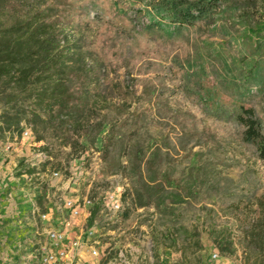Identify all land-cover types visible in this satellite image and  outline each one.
Returning <instances> with one entry per match:
<instances>
[{
    "label": "rangeland",
    "instance_id": "obj_1",
    "mask_svg": "<svg viewBox=\"0 0 264 264\" xmlns=\"http://www.w3.org/2000/svg\"><path fill=\"white\" fill-rule=\"evenodd\" d=\"M117 1L127 17L140 9L141 24L159 23V41L134 31L152 53L146 57L159 64L132 70L139 80L120 101L126 105L120 116L126 125L116 130L117 144L106 160L96 152L100 144L72 153L60 139L35 143L33 135L11 138L0 131V264H24L39 245L48 244L46 232L62 229L69 220L64 210L57 211L67 198L91 201L73 234L85 241V232L93 228L97 243L96 258L81 249L75 264H245L240 239L264 194V163L242 140L236 122H218L201 107L238 102L264 118V83L247 74L255 67V75L264 78V43L254 48L244 37L246 28L264 24V0L221 4L202 21L182 27L151 11L149 0ZM107 21L100 18L98 25ZM183 75L194 78L201 104L183 95ZM244 89L247 96L236 100ZM42 147L50 149L49 156ZM136 149L163 174L168 191L183 196L191 191L186 204L166 214L133 206L137 179L125 178L122 167L130 171ZM39 153L50 161L42 171ZM108 194L119 197L117 212L110 210ZM35 209L48 214L46 221Z\"/></svg>",
    "mask_w": 264,
    "mask_h": 264
},
{
    "label": "trees",
    "instance_id": "obj_2",
    "mask_svg": "<svg viewBox=\"0 0 264 264\" xmlns=\"http://www.w3.org/2000/svg\"><path fill=\"white\" fill-rule=\"evenodd\" d=\"M236 1L149 0L147 7L155 14L163 12L172 24L182 27L202 21L221 4ZM117 2L0 0L2 133H8L11 138L20 137L25 125L35 143L49 137L60 139L72 153L78 152L77 148L100 144L101 147H95L96 152L101 151L104 160L108 158L112 146L117 144L116 130L126 125L120 117L126 105L120 101L134 91L139 80L132 70L136 66L145 68L147 63L149 68L159 64L146 57L152 53L138 38L142 35L159 41V23L141 24L145 16L142 10H134L133 16L127 17L125 7L118 6ZM104 17L111 22L98 25ZM116 21L122 25L113 24ZM92 27L95 30L91 33ZM244 37L252 47L260 46L264 43V24L255 23L246 28ZM109 43L113 46H107ZM255 72V67L248 69V78L259 79L263 84L264 78ZM180 84L187 99L195 98L201 104L194 78L183 75ZM119 91H123L124 97H120ZM248 92L247 89L239 91L235 99L241 101ZM201 109L218 122H236L242 140L255 147L257 159L264 163L263 116H256L254 109L232 101H218L210 109ZM109 114L112 116L108 117ZM132 114H137L136 109ZM80 139H85V145H79ZM42 151L50 155L48 147H42ZM131 152L134 159H131L130 171L125 167L122 170L125 178L137 179V187L131 193L135 208L152 207L166 214L186 204L190 190L184 196L168 191L162 181L163 174L155 170L151 160L144 161L143 151ZM48 162L41 164V171ZM255 205L257 216L242 231L240 239L245 264H264V194Z\"/></svg>",
    "mask_w": 264,
    "mask_h": 264
},
{
    "label": "built area",
    "instance_id": "obj_3",
    "mask_svg": "<svg viewBox=\"0 0 264 264\" xmlns=\"http://www.w3.org/2000/svg\"><path fill=\"white\" fill-rule=\"evenodd\" d=\"M20 136L32 138L31 130L24 125ZM37 157L42 159L38 163H44L47 160V156L43 153L37 154ZM52 177H58V173H53ZM118 198L114 194H108L107 200L110 210L113 212H117L120 208V199ZM90 205L91 201L88 199H84L82 202L75 198L65 199L57 207V211L64 210L69 215V220L63 223L62 229H49L46 232L48 244L39 245L24 264H75L81 249L85 250L91 258H96L97 243L93 240L95 230L90 228L85 232V241L79 235L73 234L81 215ZM39 212L38 209L33 211L41 221H46L48 214H40ZM70 236L72 239H69ZM215 257L213 256V258ZM120 258L122 259V257ZM122 264L126 263L122 260Z\"/></svg>",
    "mask_w": 264,
    "mask_h": 264
}]
</instances>
